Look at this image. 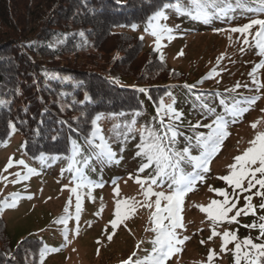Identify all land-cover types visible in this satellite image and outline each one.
<instances>
[{"label":"rangeland","instance_id":"rangeland-1","mask_svg":"<svg viewBox=\"0 0 264 264\" xmlns=\"http://www.w3.org/2000/svg\"><path fill=\"white\" fill-rule=\"evenodd\" d=\"M248 1L250 4L248 3L246 7L245 2ZM179 2L187 7V0H179ZM175 3L177 1L172 4ZM227 4L233 6L227 15L214 16L207 23L187 15L177 14L172 8L165 9L168 19L161 20L160 23L172 29L171 35L174 39L168 40L166 37L162 39L159 50H154L156 49L155 37L145 31L148 21L135 29L125 31L138 39L143 37L142 40L140 39L144 45L143 52L155 51L159 57L163 55L162 61L166 66L187 76V84L195 83L197 86H202L200 88L215 92L214 95L202 96L209 106L199 108L197 113L199 116L202 115L209 120L214 119L218 114L230 115L229 121H226L230 135L225 139L221 150L212 158L209 164L210 171L203 173L204 180L197 181L194 190L185 196L181 213L184 227L177 229V232L179 238L183 239L186 236L188 239L180 246L181 252L171 257L167 264H201V262L207 264L210 249L217 254L212 264H234L231 251L221 252L220 236L208 239L212 232L211 222L207 219V214L201 212L196 205L207 206L213 199H223L215 192L209 191V186L214 189L224 188L231 193L232 189L218 177L228 174L227 165L233 163V158L249 146L248 142L254 136L251 123L258 118H264V112L261 111L264 109V87L257 91L253 77L249 75L254 66L264 57L257 55L255 47L250 48L244 45L240 33L228 31L233 27L243 26L252 19H264V12L258 11L261 7L258 0H227ZM238 5L245 7L235 9ZM220 6L223 7V4ZM257 27L250 29V33L254 34ZM249 41H252L251 35H249ZM241 47H244L243 52L240 51ZM221 56L223 58L217 63V58ZM209 73H212L211 78H207ZM255 76L258 82L264 85V67L258 69ZM237 84L240 87H236ZM230 89L235 91H229ZM252 97H259V99L254 104H249L247 101ZM173 101H175L174 97L166 99L163 105L172 104L176 110L184 108V114H189L193 110L188 106L186 108L175 106ZM238 102L240 108L249 110L237 118L232 116L228 109ZM161 115L164 125H167L169 123L167 115L163 113ZM133 118L134 116L108 117L98 121L102 134L115 156L111 161L98 158L92 148L86 144L80 147L81 152L75 157L79 163L73 165V171H68L73 154L67 157L32 160L25 153L21 133L15 127L9 128L8 137L0 146V202L6 201L7 204H11L14 193L18 194V197L15 198V207L4 206L0 210V216L5 222L8 242L11 246L27 238L39 241L41 248L36 264H41V251L52 248L60 250L48 252L43 264H121V261L127 259L134 250L140 258L151 252L150 241L155 233L145 229L151 227L149 216L154 209L137 205L135 212L118 225L112 240L107 239V234L112 232L110 221L114 218L116 201L134 198L135 201L143 202L140 185L134 182L141 163L146 162L143 157L136 155L139 151L137 145L141 143V127L151 128L160 135L164 134L160 124L161 117L157 113L151 116L144 114L135 117L134 130L125 138L124 133L127 132V128L124 125L130 123ZM181 121L177 122L181 124ZM188 122L190 121L186 120L184 123ZM115 124L121 127L113 132L111 129ZM195 124L198 123L195 122ZM209 124L212 122L207 125ZM258 129L264 130V124L259 125ZM209 131L210 129L195 130L193 135L203 132L208 134ZM95 143H99V140H95ZM183 143L184 141L176 137L175 149L182 151ZM192 148L193 150L189 149L192 153L190 155L199 156L201 152L199 146L196 144ZM10 157L13 161L12 166L5 170ZM85 158L88 160L87 164L83 162ZM19 160H23L38 174L30 175L27 180H19L15 174L19 173L23 176L27 172L23 165L16 163ZM181 167L185 173L192 171L188 164H182ZM77 168L81 170L82 177L75 183H81V180L85 183V187L77 190L81 195L79 220L75 218V194L69 191L70 188L75 187L72 181L73 173ZM154 174L155 164L139 173V178L147 180ZM130 176L133 178L130 179ZM14 180L17 182L13 183ZM169 183L170 181L166 180L161 187L153 186V189L167 191ZM117 187L119 195L114 192V188ZM245 194H241L238 208L244 206L243 195ZM150 200L154 201L155 197H151ZM252 203L259 205L260 198L254 197ZM66 204L68 205L67 213L64 211ZM121 207L123 210V205ZM234 214L235 210L229 215ZM259 215H264V210L257 207L256 216L241 215L237 218L238 223L229 224L225 221L216 230L221 233L224 230L235 231L238 240L251 237L254 242L260 243L261 240L255 239L259 235V230L244 227L254 221L259 222L257 219ZM61 217L67 218V225L56 222ZM137 241H143L138 250L136 249ZM227 248L233 249L234 242L228 244Z\"/></svg>","mask_w":264,"mask_h":264},{"label":"trees","instance_id":"trees-1","mask_svg":"<svg viewBox=\"0 0 264 264\" xmlns=\"http://www.w3.org/2000/svg\"><path fill=\"white\" fill-rule=\"evenodd\" d=\"M175 1L0 0V146L11 123L30 159L42 153L44 158L67 157L71 141L87 144L98 114L151 116L172 97L175 106L193 108L189 114L177 109L182 148L193 150L195 130L207 131L205 125L217 117L229 121L227 113L209 120L199 116L198 109L209 106L202 96L215 92L187 84L186 75L166 66L155 51L143 52L142 41L125 32ZM8 241L0 216V264L37 263L39 241L27 238L13 246Z\"/></svg>","mask_w":264,"mask_h":264},{"label":"snow or ice","instance_id":"snow-or-ice-1","mask_svg":"<svg viewBox=\"0 0 264 264\" xmlns=\"http://www.w3.org/2000/svg\"><path fill=\"white\" fill-rule=\"evenodd\" d=\"M261 7L258 11L264 12V0H258ZM223 4V7L220 5ZM172 8L177 14L187 15L192 19L201 20L207 23L212 17L227 15L228 11L231 10V5L227 4L226 0H187V7L177 0L175 4H164L162 7L157 9L151 16L148 17V24L145 28L146 32L155 37L156 49L159 50L161 47L160 41L165 37L168 40L174 39L171 35L172 29L166 25L161 24V20H167L168 16L165 13V9ZM211 9V11H210ZM254 26H258L254 34L250 33V29ZM135 29V25H132ZM228 31L232 33H240L243 37L244 45H248L250 48L255 47L257 49V55L264 57V19H252L249 23L244 24L240 27H233ZM83 36V33H80ZM249 35L252 36V41H249ZM142 40L143 37H140ZM231 39V37H229ZM86 43V42H85ZM241 52L244 51V47H241ZM182 54V52L180 53ZM223 56L217 58V63ZM163 60V55L160 57ZM264 67V58L260 60L258 64L254 66L252 71L249 73L253 77V83L256 84V90L259 91L261 85L256 79L255 73L258 69ZM215 70H213L214 72ZM212 73H209L207 78H211ZM118 82V81H117ZM185 87L191 88V85H185ZM236 87H240L239 84ZM139 92L144 93L146 89L139 88ZM229 91H235L230 89ZM89 99L87 94L85 100ZM259 97H252L247 102L254 104ZM174 103V101H173ZM239 102L233 105L228 111L234 117H240L244 112H247L248 108H240ZM264 112V109H261ZM167 115L169 123L164 125L163 116ZM117 114H109V117H113ZM118 115L123 116V113ZM140 113H135V116H139ZM157 115L161 117L160 124L161 129L164 130V134L160 135L151 128L141 127V143L137 145L139 151L136 153L137 156L143 157L146 162L141 163L138 169L135 183L140 185L141 195L143 196V202L135 201L134 198H126L124 200L116 201V210L114 218L110 221L112 232L107 234V239L112 240L113 235L118 227L125 220H127L131 213L135 212L137 205L141 207H147L148 209H154L151 211L149 216V222L151 227L146 228L145 231H151L155 233L154 238L150 241L152 244L151 252L140 258L137 256V251L134 250L127 259L122 260L121 264H167L171 257L181 252V245L185 243L188 237L183 239L179 238L177 229L184 227L183 217V205L185 196L194 190V186L197 181H203V173L210 171L209 164L212 158L221 150L225 139L230 135L227 131V122L224 121L223 117H217L212 121V124L205 125L210 129L207 136L203 134H197L196 142L201 149L199 156L190 155L189 147H184L182 151L175 149L176 144V122L182 117V113L178 112L172 104L163 105L161 102L160 108L157 109ZM135 116L130 123L124 125L127 128V132L124 133L125 138L129 132L134 130L136 123ZM103 119V114H98L92 120V132L86 137V143L92 148L93 152L98 158L113 160L115 153L108 145L107 140L102 134L101 128L98 121ZM235 122V121H233ZM264 124V118H258L256 121L251 123V128L254 130L253 138L248 142L249 146L239 155H236L233 159L234 162L227 165L229 172L226 175L218 177V179L224 181L231 189V193L226 191L224 188H212L209 186V191L215 192L216 195L223 197L220 199H213L207 206L196 205L199 207L201 212L207 214V219L211 222L212 232L208 237L209 240L214 236H220L222 241L220 250L221 252L231 251L233 255L234 264H264V215L257 217L259 222L254 221L251 224L244 225L249 229H258L259 235L255 238L262 242L256 243L251 237H245L243 240H238L237 233L235 231L224 230L222 233L216 229L222 222L227 223H238L237 218L241 215H253L256 216L257 207L260 210H264V130L258 129V126ZM199 125L193 126L197 127ZM121 125L115 124L111 131L115 132L116 129L120 128ZM9 128L14 129V125L9 123ZM146 133V135H145ZM119 135V133H117ZM53 139H56L53 137ZM95 140H99V143H95ZM72 144V164L69 165L68 171H73V165L79 163L75 159L80 154L81 149L75 141H71ZM55 158V157H54ZM44 159L42 153L40 158ZM85 164L88 163L87 158L83 161ZM12 158L10 157L8 163L5 166V170L12 166ZM17 164L23 165L27 170L26 174L21 176L19 173L15 175L19 180H27L30 175L38 174L36 170L28 167L23 160L16 161ZM155 164V174L150 176L147 180L139 178V173L144 172L145 169ZM182 164H188L191 166L192 171L185 173ZM63 171V170H62ZM82 177L81 170L75 169L73 173V181L75 187L69 189L70 193L75 194L76 197V213L75 218L79 220L81 212V195L77 191L80 188L85 187V183L81 180V183H75L78 178ZM130 179L133 177L130 176ZM170 181L168 184L167 191L160 190L154 191L153 186L161 187L165 181ZM16 183L17 181H12ZM147 184V187H145ZM102 186V185H96ZM255 189V191H253ZM114 192L119 195L118 187L114 188ZM249 193V194H245ZM241 194L243 195L244 206L241 208L237 207ZM14 199L11 204L7 202H0V210L4 206L15 207L18 194H12ZM90 196V192H89ZM151 197H155V200H150ZM260 198L259 205L252 203L253 198ZM31 199V197H28ZM71 201V197L69 202ZM163 202V204H162ZM123 205V210L122 206ZM235 210L234 215H229ZM65 213L68 211V205H65ZM99 214V213H97ZM57 223H63L67 225V218L61 217ZM79 231L78 229L76 230ZM67 234L65 230V240ZM234 242V248L228 249L227 245ZM99 243V241H97ZM143 241H137L136 249L140 248ZM204 243V241H201ZM60 249H44L40 253L41 264L48 252H57ZM99 254V249H97ZM217 254L213 250H209L207 256V264H212L213 258ZM136 257V259H133ZM203 264V262H201Z\"/></svg>","mask_w":264,"mask_h":264}]
</instances>
